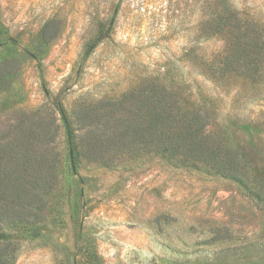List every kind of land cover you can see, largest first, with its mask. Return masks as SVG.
<instances>
[{"label": "rangeland", "instance_id": "rangeland-1", "mask_svg": "<svg viewBox=\"0 0 264 264\" xmlns=\"http://www.w3.org/2000/svg\"><path fill=\"white\" fill-rule=\"evenodd\" d=\"M222 5L227 27L264 41V0H0V264H264V214L242 184L154 146L75 158L62 116L85 137L162 85L264 159V50L253 81L209 69Z\"/></svg>", "mask_w": 264, "mask_h": 264}, {"label": "trees", "instance_id": "trees-1", "mask_svg": "<svg viewBox=\"0 0 264 264\" xmlns=\"http://www.w3.org/2000/svg\"><path fill=\"white\" fill-rule=\"evenodd\" d=\"M221 8L218 13L214 12L215 18L210 20L214 23L212 27L204 30L206 37L218 36L226 41V47L209 68L210 72L215 79L240 72L253 81L257 79L259 60L263 57V37L257 35L251 24L237 27L240 24L238 21L233 27H227L229 21L237 17L225 5ZM107 32V28H101L96 39L87 45V51L106 37ZM33 48L36 46L33 45ZM220 62L224 64L220 65ZM153 89L151 93L144 88L137 92L138 95H130L132 102L139 103L132 112L111 117L105 125L99 122L101 124L95 129L90 127L98 123L83 125L81 129L89 128L85 137L75 133L70 120L62 113L67 141L75 158L90 153L103 156L109 146H118L121 153L136 150L135 146L142 151L154 146L155 153L167 163L193 169L204 167L209 173L242 184L255 199L257 209L264 214V167H260L264 159L259 157L261 155L253 152L250 146L247 149L239 144L216 140L217 137L206 128L212 124L209 120L212 113L188 101L185 90L171 91L162 85ZM86 116L83 114L82 119ZM100 130L106 133V139H101Z\"/></svg>", "mask_w": 264, "mask_h": 264}]
</instances>
